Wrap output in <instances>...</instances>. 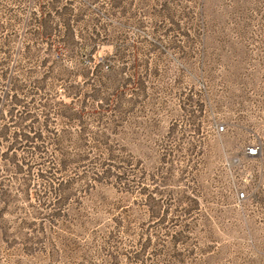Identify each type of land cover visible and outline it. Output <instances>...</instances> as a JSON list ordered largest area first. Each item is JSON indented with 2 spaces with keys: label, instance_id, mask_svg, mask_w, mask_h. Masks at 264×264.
<instances>
[{
  "label": "rangeland",
  "instance_id": "374dc122",
  "mask_svg": "<svg viewBox=\"0 0 264 264\" xmlns=\"http://www.w3.org/2000/svg\"><path fill=\"white\" fill-rule=\"evenodd\" d=\"M0 264H264V0H0Z\"/></svg>",
  "mask_w": 264,
  "mask_h": 264
},
{
  "label": "built area",
  "instance_id": "2783aa9c",
  "mask_svg": "<svg viewBox=\"0 0 264 264\" xmlns=\"http://www.w3.org/2000/svg\"><path fill=\"white\" fill-rule=\"evenodd\" d=\"M223 130H224V128H223L222 125H218L216 127L217 133H221V132H223ZM245 156L247 158L259 159L260 158V150L255 145L250 146V147L246 148V150H245ZM237 199L239 201H245L246 200V197H245L244 193L240 192V193L237 194Z\"/></svg>",
  "mask_w": 264,
  "mask_h": 264
}]
</instances>
